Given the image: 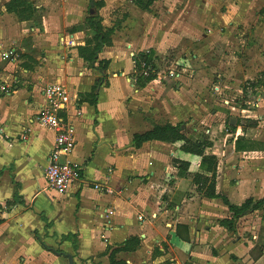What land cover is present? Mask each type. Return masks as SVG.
<instances>
[{"label":"crops","instance_id":"1","mask_svg":"<svg viewBox=\"0 0 264 264\" xmlns=\"http://www.w3.org/2000/svg\"><path fill=\"white\" fill-rule=\"evenodd\" d=\"M103 1L107 9L109 0ZM113 32L111 45L100 49L91 67L109 78L108 87L98 88L94 107L78 103L96 84L89 64L77 55L84 33L61 36L58 45L52 41L43 51L46 65L36 63L40 52L35 56L21 47V61L0 66V264H68L65 256L74 264H264V219L249 221L262 210L246 213L229 232L219 225L231 217L221 200L194 191L190 175L199 167L198 157L181 152L179 142L132 147V136L141 133L132 127L140 124L123 122L117 105L132 93L127 81L134 73L135 45ZM101 61L108 69L99 68ZM51 77L71 96L64 115L75 147L65 160L81 169L80 181L65 194L48 189L42 174L55 133L34 122ZM233 142L222 163L236 158L240 169L231 177L224 175L227 165L223 174L217 172L216 191L239 206L264 198V164L254 163L248 173L244 161L264 150L236 152ZM173 159L189 163L188 176L178 174ZM68 235L76 236L75 251L62 240Z\"/></svg>","mask_w":264,"mask_h":264},{"label":"rangeland","instance_id":"2","mask_svg":"<svg viewBox=\"0 0 264 264\" xmlns=\"http://www.w3.org/2000/svg\"><path fill=\"white\" fill-rule=\"evenodd\" d=\"M141 1L149 2L147 10L132 0H109L107 9L103 0H0V66L21 61V47L35 56L40 52L36 63L46 65L43 51L52 48V41L58 45L61 36L76 33H84L85 42L93 38L90 20L103 30H116L120 41L135 45L133 59L154 52L148 68H134L127 81L132 93L117 105L121 120L140 124L132 131L141 133L156 123L178 126L188 139L208 141V154L218 159L217 172L223 174L227 165L224 175L233 176L240 160L222 163L231 154L233 141L264 150L256 142H264V0ZM37 27L41 30L35 33ZM10 46L14 52L1 62ZM96 65L85 67L91 70ZM103 66L104 61L99 68ZM28 67L33 70L32 63ZM15 72L17 76L19 69ZM91 72L99 87H108L107 75ZM146 74H155L156 79L143 83ZM54 82L63 86L61 102L69 105V90L51 77L49 83ZM113 83L118 85L117 80ZM244 161L250 173L254 163L264 164V155ZM251 217L263 220L264 208L249 221Z\"/></svg>","mask_w":264,"mask_h":264},{"label":"trees","instance_id":"3","mask_svg":"<svg viewBox=\"0 0 264 264\" xmlns=\"http://www.w3.org/2000/svg\"><path fill=\"white\" fill-rule=\"evenodd\" d=\"M132 3L141 10H147L149 7V2L143 4L141 0H132ZM89 29L94 32L93 38L87 40L84 46L77 48L78 57L86 64L95 62L100 49L111 45V36L113 34V30H103L99 24H94L93 20H90ZM153 56L154 52L152 50L139 54L136 59H133L135 69H147ZM107 65L108 62L105 61L103 69H105ZM155 79V74H146L142 82L148 84ZM98 88L99 85L96 82L89 93L79 96L78 103H87L88 105L94 107L96 105ZM153 141L165 144H175L179 142L181 143V152L200 159L197 171L190 175L191 183L195 187L196 192L202 198L220 199L223 205L226 206L231 217L230 219L222 220L219 222V225L224 227L229 232H234L236 222L238 219L246 215V213L262 210L264 208V198L257 201L248 199L243 204L235 206L230 204L227 198L216 192L218 159L217 156L207 153V150L211 147L208 141H192L184 136L178 126H172L170 124L155 126L144 133L134 134L131 138L132 147L136 149H139L144 143ZM233 145L236 152L252 151L249 144L243 140L236 139L233 142ZM172 165L177 169L180 176H188L189 163L173 159ZM62 240L70 242L74 251L77 249V240L75 235L64 236Z\"/></svg>","mask_w":264,"mask_h":264},{"label":"built area","instance_id":"4","mask_svg":"<svg viewBox=\"0 0 264 264\" xmlns=\"http://www.w3.org/2000/svg\"><path fill=\"white\" fill-rule=\"evenodd\" d=\"M64 45L74 47L75 43L66 41ZM13 52L9 50L3 53L1 58L9 60ZM63 93L61 84L56 82L45 84L41 91L42 102L34 115L36 124L55 133L53 147L47 155L42 174L46 187L61 194L67 193L72 186L77 184L81 175L78 165L65 160L74 150L75 140L64 115L65 104L61 102ZM141 220L142 217L138 216V221Z\"/></svg>","mask_w":264,"mask_h":264},{"label":"water","instance_id":"5","mask_svg":"<svg viewBox=\"0 0 264 264\" xmlns=\"http://www.w3.org/2000/svg\"><path fill=\"white\" fill-rule=\"evenodd\" d=\"M68 260V264H74L73 259L71 256H65Z\"/></svg>","mask_w":264,"mask_h":264}]
</instances>
